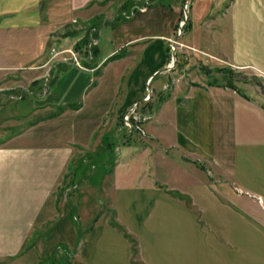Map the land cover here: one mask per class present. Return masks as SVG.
I'll list each match as a JSON object with an SVG mask.
<instances>
[{
    "label": "crops",
    "instance_id": "1",
    "mask_svg": "<svg viewBox=\"0 0 264 264\" xmlns=\"http://www.w3.org/2000/svg\"><path fill=\"white\" fill-rule=\"evenodd\" d=\"M101 1L0 0V264H264V94L217 72L264 86V0H191L171 69L179 1Z\"/></svg>",
    "mask_w": 264,
    "mask_h": 264
},
{
    "label": "rangeland",
    "instance_id": "2",
    "mask_svg": "<svg viewBox=\"0 0 264 264\" xmlns=\"http://www.w3.org/2000/svg\"><path fill=\"white\" fill-rule=\"evenodd\" d=\"M145 0H141V2H144ZM180 2V7H181V13L182 14V10H183V7L185 5V3L188 4V10H189V17H188V20L186 21L185 25L183 26L182 28V33L184 32V35H185V29L188 28V22H189V18H190V5H191V0H177ZM121 0H103L101 1V4L104 5V4H107L109 3L110 5V10H112L113 8L111 6H116L118 3H120ZM126 2V5L127 7H130L132 4H133V0H130V1H124L123 4ZM150 0H148V4H149ZM123 4H120L119 8L121 9L122 5ZM139 4V3H138ZM98 20V21H97ZM100 20L101 18L99 17V19H96L93 21V23H95V25H98V23L100 24ZM176 31V30H175ZM195 35H196V38H197V32L198 30L195 31ZM182 41H185V38L184 36H182L180 38ZM86 42H83L82 40L80 41V43L78 44L80 46V44L82 45H85ZM181 60V59H180ZM179 64H182V60L180 61ZM178 69H180V67H178L176 69L177 71V74L176 75H180L182 72L179 71ZM200 70V73L201 72H204L206 71L207 69L202 65V66H199L198 68ZM185 71V70H184ZM219 72V78H221V81H223L225 84H230V80H232V82L234 81V83H239V82H242V81H245V82H251L255 85H258V88L259 90L261 91V93L264 94V86L263 85H260L259 82H257L256 78L251 75V74H245L243 70H238V69H235V70H232V69H225V68H221L219 70H217V72ZM256 73L259 74L260 76H262V78H264V73H262V71L260 70H256ZM187 76V75H186ZM231 82V83H232ZM138 135H141L140 133H137ZM147 132H146V129H145V134L142 135V136H146ZM96 169L95 170H99L100 169V166L97 164L96 165ZM86 185H82L81 186V191L79 193V208L80 209H84L85 210V213H86V216L89 218V225L92 224V223H95V221H108L110 222L113 218H114V210H113V206H112V197H111V189L109 190V197H108V206L107 205H103V207H97V206H94L92 203L93 202H96L95 201V198H89L88 197V191L86 189H88L89 187L86 186ZM89 200V201H88ZM114 223V222H113ZM76 224V229H77V234H76V246H75V249L79 250L82 248V247H85L86 245V241H85V238L87 236V233L89 231L90 228H88L86 226L85 223H81L80 220L78 219L77 222H75ZM116 224V223H114ZM112 227H114L117 231H119L121 233V235L128 241L130 240V234L128 233L127 230H125L123 227H121L120 225H112ZM81 253V252H80ZM135 259V257H133ZM136 264H143V263H140L138 261V258H136Z\"/></svg>",
    "mask_w": 264,
    "mask_h": 264
},
{
    "label": "built area",
    "instance_id": "3",
    "mask_svg": "<svg viewBox=\"0 0 264 264\" xmlns=\"http://www.w3.org/2000/svg\"><path fill=\"white\" fill-rule=\"evenodd\" d=\"M189 1V0H188ZM148 5V0H145L144 2H141L140 5L137 6V8L139 10H143L147 7ZM188 8V4L185 3L183 10H182V14L177 22V27H176V31H175V37L170 38L168 41V49H169V63L167 66V69H171L174 67L175 63H176V55L179 52V50L183 47H187L185 46V44H183L180 40L179 37L182 34V28L185 25L186 21L188 20V15H189V10ZM126 15V14H125ZM62 51H66L68 53L71 54V59L80 66L79 63V58L76 55L75 52L71 51L70 49H66V50H62ZM60 52H57V54H59ZM150 95H151V90L147 89L145 96L143 97L144 100H148L150 99ZM138 102H134L129 108H127L122 116H121V120H122V126L124 128L125 131H127L128 133H131L133 131H137L138 133H140L141 135L145 134V128H144V123L150 118L149 115L147 114H142L138 111L137 107H138Z\"/></svg>",
    "mask_w": 264,
    "mask_h": 264
},
{
    "label": "trees",
    "instance_id": "4",
    "mask_svg": "<svg viewBox=\"0 0 264 264\" xmlns=\"http://www.w3.org/2000/svg\"><path fill=\"white\" fill-rule=\"evenodd\" d=\"M122 7H126V2L122 5ZM82 41H84V40H82ZM131 250H133V251L135 250L134 246H132V245H131Z\"/></svg>",
    "mask_w": 264,
    "mask_h": 264
}]
</instances>
